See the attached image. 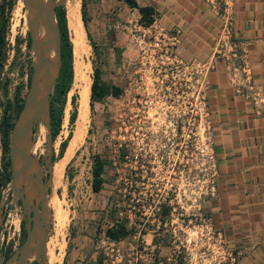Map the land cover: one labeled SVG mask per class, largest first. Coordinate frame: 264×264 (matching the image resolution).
<instances>
[{
	"label": "rangeland",
	"instance_id": "rangeland-1",
	"mask_svg": "<svg viewBox=\"0 0 264 264\" xmlns=\"http://www.w3.org/2000/svg\"><path fill=\"white\" fill-rule=\"evenodd\" d=\"M4 1L12 4L5 58L0 70V114L1 109L7 105V99L12 102L16 90L23 95L24 103L33 58L28 32L30 18L24 0V4L20 0ZM65 1L58 0L56 5H62L65 10ZM88 1L84 0L87 20L85 28L81 21L84 30L82 42L73 43L71 29L67 26L70 42L72 40L71 48L73 43L72 70L74 64L75 72L66 93L60 128L54 137L49 134L45 119L41 132L38 131V124L32 128L26 142L33 140L35 147L29 148L28 160L19 171L21 189L42 209L41 224L46 243L52 235L56 237L59 260L54 264H108L112 256L106 254L109 240L103 230L116 220L134 229L115 241L123 253L119 264H230L237 256L217 233L211 211L206 208L214 174L209 129L206 127L199 93L195 97L193 94L192 98L189 172L184 158V126L175 144L177 158L174 179L168 177L164 166L151 161L156 145V131L144 132L149 139L143 137L129 140L133 155L141 156L144 161L130 160L126 165L123 161V84L126 76L134 81L141 74L150 90L156 75L153 57L155 50L151 49L152 36H145L149 44L137 53L133 62L126 63L120 49L108 51L98 46L100 38L92 40L89 33L91 22L87 14ZM80 2L78 0L79 17ZM94 66L107 92L101 98L92 100L91 106L88 103V115L78 141L63 163L60 174L54 176V162L62 158L59 157L63 152L65 154L79 124L78 105L83 84L80 72L90 77L91 83ZM165 66L161 65L162 68ZM130 85L134 86L132 82ZM73 101L77 115L71 122L69 117ZM63 140L66 148L59 156ZM93 155L104 159L103 182L97 191L90 188ZM6 160L9 163V145L4 155L0 147V162ZM7 167L10 171V164ZM9 180L1 188L0 195V264L7 258L4 252L8 250L9 255L17 252L25 237L22 207L19 199L11 194ZM25 184L31 187L26 188ZM166 204L170 205L169 213L162 215L157 207ZM33 230L35 246L25 264H39L41 259L36 250V228ZM45 258L47 264V250Z\"/></svg>",
	"mask_w": 264,
	"mask_h": 264
},
{
	"label": "crops",
	"instance_id": "crops-1",
	"mask_svg": "<svg viewBox=\"0 0 264 264\" xmlns=\"http://www.w3.org/2000/svg\"><path fill=\"white\" fill-rule=\"evenodd\" d=\"M135 1L153 8L149 25H142L136 7L124 0H89L90 36L100 38L98 46L108 51L120 49L128 63L145 45L146 30L159 36L177 29V56L207 62L214 183L206 208L217 233L237 256L231 264H264V102L255 106L234 91L224 59L215 53L218 20L204 2ZM231 14L232 34L250 67L252 82L264 94V0H233Z\"/></svg>",
	"mask_w": 264,
	"mask_h": 264
},
{
	"label": "water",
	"instance_id": "water-1",
	"mask_svg": "<svg viewBox=\"0 0 264 264\" xmlns=\"http://www.w3.org/2000/svg\"><path fill=\"white\" fill-rule=\"evenodd\" d=\"M29 13L28 32L30 37V48L33 52L32 70L29 76L25 99L17 121L9 132V164L11 194L19 199L23 212L32 210L33 223L30 217L25 221V237L17 252L11 253L1 264H25L33 252L35 246V235L37 232V253L41 256L39 264L46 263L45 231L41 224V207L26 196L21 189L19 171L25 161L28 160V150L33 140L26 142L29 132L39 123L41 118L45 119L48 130V101L53 81L58 73L59 67V28L55 20L54 7L58 0H24ZM38 21L43 25L42 35L34 37L35 27ZM47 58V55L49 54Z\"/></svg>",
	"mask_w": 264,
	"mask_h": 264
},
{
	"label": "trees",
	"instance_id": "trees-1",
	"mask_svg": "<svg viewBox=\"0 0 264 264\" xmlns=\"http://www.w3.org/2000/svg\"><path fill=\"white\" fill-rule=\"evenodd\" d=\"M124 1L130 7H136V9L139 12L138 21L142 25L146 26L152 22L154 10L151 6L138 5L135 0H124ZM11 4H12L11 2H5L4 0H0V70L3 65L5 52H6V44H7L6 33L8 30ZM54 13H55V20L59 28L60 42H59L58 73L57 76L55 77L52 89L49 94L48 110H47L48 131L52 137H54L57 134L60 128L63 106L66 100V93L72 82V75L74 78V64L72 70L73 43L71 48L72 40L70 42L71 36L69 39V35H68L67 26L69 28V25H68L66 7L64 10V7L62 5H55ZM80 17L83 27L85 28L87 18H86L84 0H81L80 2ZM86 36L88 37L87 32H86ZM89 44L93 46V43L90 40H89ZM106 92H107V88L101 84L99 71L97 67L94 66L91 75V83L89 85V101H88L89 105L91 106L92 100L101 98ZM72 105L73 108L69 117L71 122L74 120L76 114V105L74 101ZM22 106H23V95L20 94L18 90H16L12 102L9 99H7V105L1 109L0 147L3 155L8 151V138H9V132L12 128L13 120L18 114L19 110L22 108ZM69 135L70 134H68V136ZM65 144H66L65 140H63L60 144L59 156L62 154ZM63 155L64 152L59 158L63 157ZM8 164L9 163L7 160L0 162V168H1L0 195H1V188L10 179V171L7 167ZM103 166H104V159L100 158L98 155H93L91 170H90L91 172L90 188L92 191L99 190L102 185ZM168 211H169V206L162 205L161 214L165 215L168 213ZM133 231H134L133 227H127L123 221L116 220L111 222L109 225H107L104 228L103 233L109 239L118 240ZM8 255H9V251L7 250L4 252V256L7 257Z\"/></svg>",
	"mask_w": 264,
	"mask_h": 264
},
{
	"label": "flooded vegetation",
	"instance_id": "flooded-vegetation-1",
	"mask_svg": "<svg viewBox=\"0 0 264 264\" xmlns=\"http://www.w3.org/2000/svg\"><path fill=\"white\" fill-rule=\"evenodd\" d=\"M133 83V87L130 85ZM142 76L135 81H130L128 76L123 84V139L125 144L124 163L131 159L128 150L130 139H142L148 134L144 131H156L154 156L151 159L164 166L168 171L169 178L174 179L176 162V140L181 136L182 120L184 131L187 135L184 148L186 169L190 171V136L192 123V82L191 78L187 87H182L175 77V73L168 81L158 78L153 83L151 90L147 89ZM206 103V89L204 91ZM152 127V129H150ZM143 136V137H142ZM136 141V140H135ZM137 161H144V158L137 157ZM171 174V175H170ZM22 207V206H21ZM30 217L33 223V213L23 212V223ZM25 227V225H24Z\"/></svg>",
	"mask_w": 264,
	"mask_h": 264
},
{
	"label": "built area",
	"instance_id": "built-area-1",
	"mask_svg": "<svg viewBox=\"0 0 264 264\" xmlns=\"http://www.w3.org/2000/svg\"><path fill=\"white\" fill-rule=\"evenodd\" d=\"M201 1L206 4V6L211 10V12L215 15V17L218 20L219 23L218 36H217V45L215 48V53L220 54L224 59V66L228 75L229 82L232 84L235 92L243 95L244 97L250 98L252 103L255 106H258L260 102H264V94L261 93V91H259L252 82L250 67L247 61L242 56L241 48L238 41L234 38L232 34L233 19H232L231 10H232L233 0H201ZM149 34H151L152 36L151 49L155 50L154 51L155 54L153 55V57L155 58L156 75L154 78L155 81L152 82V85L153 83L157 82L158 78H162L163 80L168 81L169 78H172L175 73V77L180 82L182 88L185 86L187 87L189 83V79L191 78L192 98H193V94L195 97L197 93H199L203 111L205 114L206 127L209 129L207 106L204 101L205 100L204 91L206 89V84H207L206 81L207 69H208L207 62L206 61L200 62L196 60H183L177 56L175 52V44L178 41L177 29H173L172 31H162L159 36L154 34L153 31L148 29L143 34L145 45L149 44L148 39L145 37V36H149ZM145 45L141 48V50H139V52L143 51ZM140 62L144 63V61L142 60ZM162 64H166V66L162 68L161 67ZM140 76L142 75L138 74L136 79H139ZM182 126L184 125L182 124ZM150 129H152V127ZM144 132H146V130ZM128 150L131 158L130 160L134 162H142V161H137V155L136 154L133 155V152H131L130 150L129 143H128ZM126 169H128V167H126ZM213 170H214V164H213ZM213 183H214V175H213ZM213 183L211 185V192L213 190ZM166 205L169 206V210H170V205L168 204ZM161 208L162 205H160V207H157V209L160 210V213H161ZM110 240L108 241L109 244L106 246L107 248L106 254L112 256L108 264H119V261L122 259L123 253L122 251H120L119 247L115 244V241H110ZM138 255H143V254L139 253ZM231 263L232 262H230V264Z\"/></svg>",
	"mask_w": 264,
	"mask_h": 264
},
{
	"label": "bare ground",
	"instance_id": "bare-ground-1",
	"mask_svg": "<svg viewBox=\"0 0 264 264\" xmlns=\"http://www.w3.org/2000/svg\"><path fill=\"white\" fill-rule=\"evenodd\" d=\"M22 4H24L22 2V0H20ZM44 1V0H42ZM66 8H67V18H68V25L69 28L71 29L72 35H73V43L77 44L82 42L83 40V36H84V30L81 24V20L79 17V13H78V0H66ZM21 4V5H22ZM25 6V5H24ZM80 6V5H79ZM26 16V15H25ZM27 19V18H26ZM27 22V21H26ZM43 25L41 23V21H38L37 26L35 27V31H34V37L36 39H38L42 33H43ZM78 51V50H77ZM75 51V53L77 52ZM49 54L47 55V58L49 57ZM75 55V54H74ZM77 55V54H76ZM76 63V62H75ZM87 65V64H86ZM85 65V66H86ZM87 67V66H86ZM82 69V68H81ZM87 69V68H86ZM75 72V71H74ZM81 73V80L83 82L82 84V90H81V97H80V103H79V113H78V127H77V131L76 133L72 136L70 143L65 151L64 156L59 159L58 161L54 162L53 165V175L57 176L58 174H60V170L62 168L63 163L65 162V160H67V158L70 156L75 144L78 141L79 138V134L80 131L83 127V123L88 115V95H89V84H90V77H87L86 74L84 72H80ZM79 79V77H77ZM75 78V79H77ZM77 79V80H78ZM80 81V80H79ZM44 118H41L39 120L38 123V131H42L43 122ZM77 121V122H78ZM46 131V128H45ZM30 134V133H29ZM29 137V136H28ZM29 139V138H28ZM35 144L32 143V145L30 146V149L34 148ZM29 149V150H30ZM32 151V150H31ZM29 155V154H28ZM35 165V164H34ZM30 172V171H29ZM25 173V172H24ZM26 173H28L26 171ZM28 175V174H27ZM53 176V177H54ZM31 177V176H30ZM23 178V177H22ZM24 179V178H23ZM31 180V179H30ZM57 180V179H56ZM35 181V180H34ZM55 181V179H54ZM27 183V181L25 182ZM56 183V182H55ZM31 185V184H30ZM29 184H25V187L28 188ZM31 187V186H29ZM25 193V192H24ZM26 194V193H25ZM28 196V195H27ZM42 220V219H41ZM42 222V221H41ZM61 225V224H60ZM37 234V233H36ZM58 240V239H57ZM59 245V244H58ZM60 247V246H59ZM45 248L47 250V264H54L58 259V255L56 252V248H57V241H56V237L55 235H52L51 237H49V240L47 241V243L45 242ZM59 263V262H58Z\"/></svg>",
	"mask_w": 264,
	"mask_h": 264
}]
</instances>
